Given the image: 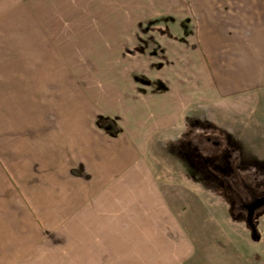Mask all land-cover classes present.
I'll use <instances>...</instances> for the list:
<instances>
[{"label":"crops","instance_id":"1","mask_svg":"<svg viewBox=\"0 0 264 264\" xmlns=\"http://www.w3.org/2000/svg\"><path fill=\"white\" fill-rule=\"evenodd\" d=\"M262 93L264 0H0V264L192 256L150 145Z\"/></svg>","mask_w":264,"mask_h":264},{"label":"rangeland","instance_id":"2","mask_svg":"<svg viewBox=\"0 0 264 264\" xmlns=\"http://www.w3.org/2000/svg\"><path fill=\"white\" fill-rule=\"evenodd\" d=\"M14 1L1 0L5 7ZM187 120L213 126L199 128L193 139L208 169H214L211 156L216 155L215 169L228 171L224 180L190 159L184 145ZM184 121L177 126L175 141L160 136L148 154L168 199L193 237L194 254L178 257L177 264H264V209L255 216L261 238L254 240L242 205L264 191V93L226 100L210 110L187 111Z\"/></svg>","mask_w":264,"mask_h":264},{"label":"trees","instance_id":"3","mask_svg":"<svg viewBox=\"0 0 264 264\" xmlns=\"http://www.w3.org/2000/svg\"><path fill=\"white\" fill-rule=\"evenodd\" d=\"M210 127L213 128V126L210 125L208 127V129H210ZM205 129H207V128H205ZM192 138L193 137L190 134H188L185 141H184V145H186L188 148V154H189L190 159L193 160L196 165L204 167V169L207 171V173H209V175L218 177L210 169H208V163L206 165L205 160H203L201 158L202 156L200 155V153H201L200 148L192 140ZM234 149H235V147H234ZM197 155H199V156H197ZM213 160H215V159L213 156H211V166H210L211 168H213V167L215 168V166H217V165H215L216 163L213 162Z\"/></svg>","mask_w":264,"mask_h":264},{"label":"water","instance_id":"4","mask_svg":"<svg viewBox=\"0 0 264 264\" xmlns=\"http://www.w3.org/2000/svg\"><path fill=\"white\" fill-rule=\"evenodd\" d=\"M262 201L263 199L257 198L253 202L245 205V208L247 209L245 216L246 223L251 230V236L254 240H259L261 238L257 222L255 221V216L256 210L262 205Z\"/></svg>","mask_w":264,"mask_h":264},{"label":"flooded vegetation","instance_id":"5","mask_svg":"<svg viewBox=\"0 0 264 264\" xmlns=\"http://www.w3.org/2000/svg\"><path fill=\"white\" fill-rule=\"evenodd\" d=\"M227 145H228V143H227ZM234 146V145H233ZM228 147V146H227ZM234 148V147H233ZM228 149H230V147H228ZM214 158L216 157V155H212ZM214 174H216V175H218L220 178H222V180H224L223 178H224V176L226 175V173L228 172L226 169H224V168H219V169H210ZM235 171V168H233V172ZM223 175V176H220V175ZM257 198H261V199H263V201H262V205L256 210V213L258 212V210H260V209H264V191H263V193H259V194H257V193H254V195H253V200L252 201H254L255 199H257ZM249 203H251V201L249 202ZM247 203H243L242 205H243V207L245 208V205H246Z\"/></svg>","mask_w":264,"mask_h":264}]
</instances>
